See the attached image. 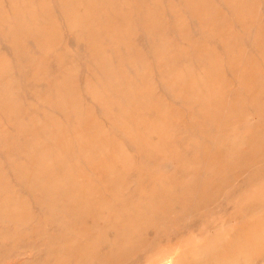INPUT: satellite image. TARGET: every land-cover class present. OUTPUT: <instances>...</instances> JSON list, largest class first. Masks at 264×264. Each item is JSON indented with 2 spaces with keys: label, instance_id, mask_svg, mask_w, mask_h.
<instances>
[{
  "label": "rangeland",
  "instance_id": "374dc122",
  "mask_svg": "<svg viewBox=\"0 0 264 264\" xmlns=\"http://www.w3.org/2000/svg\"><path fill=\"white\" fill-rule=\"evenodd\" d=\"M263 257L264 0H0V264Z\"/></svg>",
  "mask_w": 264,
  "mask_h": 264
},
{
  "label": "bare ground",
  "instance_id": "6f19581e",
  "mask_svg": "<svg viewBox=\"0 0 264 264\" xmlns=\"http://www.w3.org/2000/svg\"><path fill=\"white\" fill-rule=\"evenodd\" d=\"M40 1H41V0H40ZM98 52H99V51H98ZM263 258H264V257H263ZM261 261H262V260H261ZM261 261H260V262H261ZM263 263H264V262H263ZM258 264H259V263H258Z\"/></svg>",
  "mask_w": 264,
  "mask_h": 264
}]
</instances>
